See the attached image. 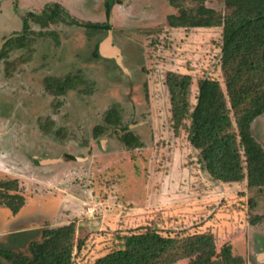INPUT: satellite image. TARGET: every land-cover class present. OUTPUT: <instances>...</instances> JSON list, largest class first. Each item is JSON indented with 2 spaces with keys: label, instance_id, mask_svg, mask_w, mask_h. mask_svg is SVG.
Listing matches in <instances>:
<instances>
[{
  "label": "rangeland",
  "instance_id": "1",
  "mask_svg": "<svg viewBox=\"0 0 264 264\" xmlns=\"http://www.w3.org/2000/svg\"><path fill=\"white\" fill-rule=\"evenodd\" d=\"M117 1L109 14L117 51L107 55V32L27 16L56 3L78 22L104 23L105 0H0V43L24 36L22 47L0 48V195L24 200L16 214L0 205V248L28 255L44 229L72 224L73 264H93L147 230L211 235L210 263L226 250L264 264V188L211 180L183 130L172 129L168 72L191 76V103L205 76L225 92L222 28H170L175 9L166 0ZM204 5L226 11L223 0ZM66 77L74 80L63 93L49 87L48 78ZM110 109L118 125L105 122ZM127 133L140 146L125 145ZM251 134L264 150V114Z\"/></svg>",
  "mask_w": 264,
  "mask_h": 264
},
{
  "label": "trees",
  "instance_id": "2",
  "mask_svg": "<svg viewBox=\"0 0 264 264\" xmlns=\"http://www.w3.org/2000/svg\"><path fill=\"white\" fill-rule=\"evenodd\" d=\"M166 1L175 9V13L166 16L170 28H222L220 63L225 92L219 81L205 76L197 81L195 101L191 103V76L166 74L173 132L183 130L189 145L197 151L200 169L211 180L220 183L246 180L248 188H264V150L251 134V124L264 114V0H223L224 13L206 7V0ZM185 2L195 5L187 7L183 5ZM116 3L117 0H105L104 23L78 22L56 3L44 6L40 14L28 12L27 16L43 26L67 18L71 24L107 32L111 29L109 14ZM27 28L28 21L24 18L22 31ZM12 37L4 38L0 48L11 43L24 45L23 35ZM73 80L47 79L49 87L55 86L59 93L71 86ZM105 122L119 124L115 109L106 113ZM122 139L127 146H140L130 133ZM23 201L20 195H0V205L15 214ZM73 234L72 224L44 229L40 240L30 242L28 255L0 248V257L8 264H73ZM122 240L121 247L93 264H174L185 258L191 259L189 264H243L241 258H232L226 250L221 261L210 263L214 239L208 234L170 237L147 230L125 235Z\"/></svg>",
  "mask_w": 264,
  "mask_h": 264
},
{
  "label": "water",
  "instance_id": "3",
  "mask_svg": "<svg viewBox=\"0 0 264 264\" xmlns=\"http://www.w3.org/2000/svg\"><path fill=\"white\" fill-rule=\"evenodd\" d=\"M109 23L111 24V19L109 17ZM109 41H110V30L107 31V38L106 40L101 44V47H103V51L104 53H106L107 55H113L116 54V49H111L109 47ZM109 49V51H107ZM106 50V51H105ZM112 52V54H111ZM117 61L119 62V58H117Z\"/></svg>",
  "mask_w": 264,
  "mask_h": 264
},
{
  "label": "crops",
  "instance_id": "4",
  "mask_svg": "<svg viewBox=\"0 0 264 264\" xmlns=\"http://www.w3.org/2000/svg\"><path fill=\"white\" fill-rule=\"evenodd\" d=\"M260 255H262V254H257L256 256H258V257H259ZM263 256H264V254H263Z\"/></svg>",
  "mask_w": 264,
  "mask_h": 264
},
{
  "label": "bare ground",
  "instance_id": "5",
  "mask_svg": "<svg viewBox=\"0 0 264 264\" xmlns=\"http://www.w3.org/2000/svg\"><path fill=\"white\" fill-rule=\"evenodd\" d=\"M102 49V48H101Z\"/></svg>",
  "mask_w": 264,
  "mask_h": 264
}]
</instances>
